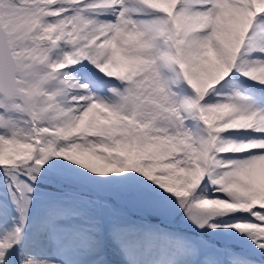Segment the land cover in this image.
<instances>
[{"label":"snow or ice","instance_id":"6c2138e0","mask_svg":"<svg viewBox=\"0 0 264 264\" xmlns=\"http://www.w3.org/2000/svg\"><path fill=\"white\" fill-rule=\"evenodd\" d=\"M0 264H264V0H0Z\"/></svg>","mask_w":264,"mask_h":264}]
</instances>
